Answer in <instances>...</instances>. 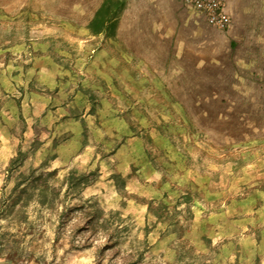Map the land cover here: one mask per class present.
<instances>
[{
	"label": "rangeland",
	"instance_id": "1",
	"mask_svg": "<svg viewBox=\"0 0 264 264\" xmlns=\"http://www.w3.org/2000/svg\"><path fill=\"white\" fill-rule=\"evenodd\" d=\"M105 1L0 0V263L264 264V0L211 77Z\"/></svg>",
	"mask_w": 264,
	"mask_h": 264
},
{
	"label": "crops",
	"instance_id": "2",
	"mask_svg": "<svg viewBox=\"0 0 264 264\" xmlns=\"http://www.w3.org/2000/svg\"><path fill=\"white\" fill-rule=\"evenodd\" d=\"M140 6L139 17L131 25L127 24L130 10L125 7L124 16L119 18L117 25V31L118 29L122 31L119 40L127 44L126 38H122V35L126 36L124 31L131 27L143 28L146 25L148 29H157L158 32L161 30L163 35H160V44L172 45V53L174 52L176 56L172 70L177 67L183 76H197L196 70H207V73L203 74L211 77L214 65L219 61L222 66V62L227 61L229 46L235 48V53L242 52L247 55L254 53L253 44L244 40L242 32L247 23L246 15L243 13L246 9L243 0H228L232 24L226 32L208 25L200 14L181 4L179 0H140ZM117 36L114 33L113 38ZM160 52L163 50L154 52L156 54L154 59L157 61L161 59L159 55L163 54ZM190 70L192 72H188Z\"/></svg>",
	"mask_w": 264,
	"mask_h": 264
},
{
	"label": "built area",
	"instance_id": "3",
	"mask_svg": "<svg viewBox=\"0 0 264 264\" xmlns=\"http://www.w3.org/2000/svg\"><path fill=\"white\" fill-rule=\"evenodd\" d=\"M181 4L200 14L205 22L226 32L232 24L228 0H179Z\"/></svg>",
	"mask_w": 264,
	"mask_h": 264
},
{
	"label": "trees",
	"instance_id": "4",
	"mask_svg": "<svg viewBox=\"0 0 264 264\" xmlns=\"http://www.w3.org/2000/svg\"><path fill=\"white\" fill-rule=\"evenodd\" d=\"M108 3V0L103 2L90 21L88 29L95 35L103 33L106 27L105 25H112L120 13V8L117 7V2L113 3L114 8H116L111 11L108 7H106V4Z\"/></svg>",
	"mask_w": 264,
	"mask_h": 264
},
{
	"label": "water",
	"instance_id": "5",
	"mask_svg": "<svg viewBox=\"0 0 264 264\" xmlns=\"http://www.w3.org/2000/svg\"><path fill=\"white\" fill-rule=\"evenodd\" d=\"M0 264H7V263H0Z\"/></svg>",
	"mask_w": 264,
	"mask_h": 264
}]
</instances>
